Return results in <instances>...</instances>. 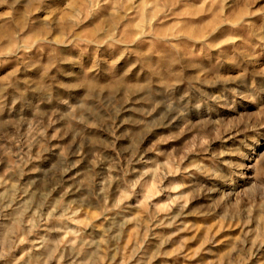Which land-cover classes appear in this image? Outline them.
Returning a JSON list of instances; mask_svg holds the SVG:
<instances>
[{
	"label": "rangeland",
	"instance_id": "1",
	"mask_svg": "<svg viewBox=\"0 0 264 264\" xmlns=\"http://www.w3.org/2000/svg\"><path fill=\"white\" fill-rule=\"evenodd\" d=\"M0 264H264V0H0Z\"/></svg>",
	"mask_w": 264,
	"mask_h": 264
}]
</instances>
